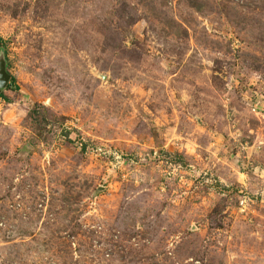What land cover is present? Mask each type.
I'll return each mask as SVG.
<instances>
[{
    "label": "rangeland",
    "instance_id": "1",
    "mask_svg": "<svg viewBox=\"0 0 264 264\" xmlns=\"http://www.w3.org/2000/svg\"><path fill=\"white\" fill-rule=\"evenodd\" d=\"M0 264H264V0H0Z\"/></svg>",
    "mask_w": 264,
    "mask_h": 264
},
{
    "label": "water",
    "instance_id": "2",
    "mask_svg": "<svg viewBox=\"0 0 264 264\" xmlns=\"http://www.w3.org/2000/svg\"><path fill=\"white\" fill-rule=\"evenodd\" d=\"M10 77L6 74L5 69L0 65V88L7 87Z\"/></svg>",
    "mask_w": 264,
    "mask_h": 264
}]
</instances>
